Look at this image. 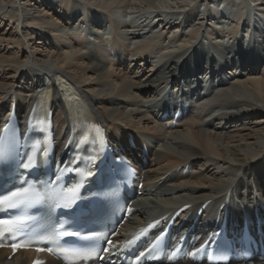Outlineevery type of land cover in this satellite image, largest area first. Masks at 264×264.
<instances>
[{
    "label": "bare ground",
    "instance_id": "bare-ground-1",
    "mask_svg": "<svg viewBox=\"0 0 264 264\" xmlns=\"http://www.w3.org/2000/svg\"><path fill=\"white\" fill-rule=\"evenodd\" d=\"M61 75L136 164L141 196L163 195L136 198L124 230L188 204L187 229L206 201L196 238L220 207L240 225L263 213L264 0H0V114ZM179 106L177 123L163 117ZM9 253L0 264H30Z\"/></svg>",
    "mask_w": 264,
    "mask_h": 264
},
{
    "label": "snow or ice",
    "instance_id": "snow-or-ice-1",
    "mask_svg": "<svg viewBox=\"0 0 264 264\" xmlns=\"http://www.w3.org/2000/svg\"><path fill=\"white\" fill-rule=\"evenodd\" d=\"M29 128L35 132L31 124ZM96 131L99 132L100 128L97 127ZM39 135H44L42 130ZM21 138H25V142L22 143ZM31 139L23 131L20 137L13 134L8 138L6 146L4 140L0 139V248L11 247L13 254L18 249L34 248L37 252L46 251L61 257L65 264H74L75 259H98L103 260L104 264H113V253L109 247L100 244L103 241L111 246L119 258L122 253L108 239V236L116 234L117 229L104 233L88 226L107 204L108 194L104 191L103 183L105 172L101 167L106 156L94 162L95 170L82 172L79 167L69 170L60 161L50 165L51 153L46 147L40 148L42 158L30 154V148L32 152L36 151V146H30L27 142ZM44 144H47V140ZM69 177L72 181L79 177L80 182L67 186ZM93 184L96 190H92ZM188 207L185 205V210ZM29 210L33 214H29ZM133 211L135 209L131 206L127 208L128 214ZM159 223H150L141 230L139 237H133L123 247L133 248ZM218 236V233H213L207 238L205 246L191 252L179 250L167 258L173 259L178 255L195 257L213 243L219 248L222 241L216 239ZM161 239L163 233L156 237V243ZM45 240L54 246L41 247ZM61 242L67 246H62ZM154 251L155 245L152 250L145 248L139 251L133 264L146 261ZM101 252L108 255L100 256ZM33 264H44V261L36 260Z\"/></svg>",
    "mask_w": 264,
    "mask_h": 264
},
{
    "label": "rangeland",
    "instance_id": "rangeland-1",
    "mask_svg": "<svg viewBox=\"0 0 264 264\" xmlns=\"http://www.w3.org/2000/svg\"><path fill=\"white\" fill-rule=\"evenodd\" d=\"M130 44H132V43H130ZM131 46V45H130ZM133 47V46H132ZM184 49H182V51H183ZM58 71H61V70H58ZM163 197V195H156V194H153V195H149V196H141L140 198H142V199H152V200H155L156 198V200H162L161 198ZM148 201V200H147Z\"/></svg>",
    "mask_w": 264,
    "mask_h": 264
}]
</instances>
